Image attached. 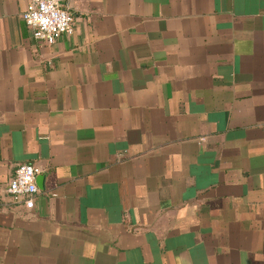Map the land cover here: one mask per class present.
Masks as SVG:
<instances>
[{
    "label": "crops",
    "instance_id": "0c3cea01",
    "mask_svg": "<svg viewBox=\"0 0 264 264\" xmlns=\"http://www.w3.org/2000/svg\"><path fill=\"white\" fill-rule=\"evenodd\" d=\"M27 2L0 0V264H264V0H62L52 45Z\"/></svg>",
    "mask_w": 264,
    "mask_h": 264
},
{
    "label": "built area",
    "instance_id": "2783aa9c",
    "mask_svg": "<svg viewBox=\"0 0 264 264\" xmlns=\"http://www.w3.org/2000/svg\"><path fill=\"white\" fill-rule=\"evenodd\" d=\"M21 18L31 29L33 39L44 45L54 44L60 35H69L73 30V16L63 7L62 0H28ZM38 173L30 164L16 168L5 189L14 204L23 202L27 209L33 207Z\"/></svg>",
    "mask_w": 264,
    "mask_h": 264
}]
</instances>
